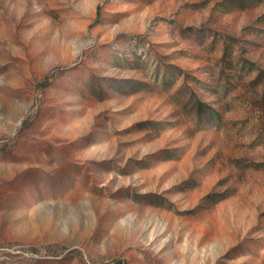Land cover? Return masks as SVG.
<instances>
[{"label":"rangeland","instance_id":"obj_1","mask_svg":"<svg viewBox=\"0 0 264 264\" xmlns=\"http://www.w3.org/2000/svg\"><path fill=\"white\" fill-rule=\"evenodd\" d=\"M0 264H264V0H0Z\"/></svg>","mask_w":264,"mask_h":264}]
</instances>
